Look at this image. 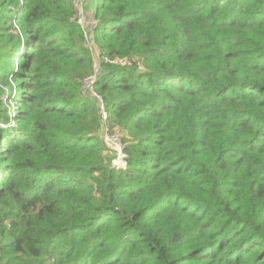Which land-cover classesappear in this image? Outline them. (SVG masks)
<instances>
[{"label":"trees","instance_id":"1","mask_svg":"<svg viewBox=\"0 0 264 264\" xmlns=\"http://www.w3.org/2000/svg\"><path fill=\"white\" fill-rule=\"evenodd\" d=\"M87 1L0 0V264H264V0Z\"/></svg>","mask_w":264,"mask_h":264},{"label":"built area","instance_id":"2","mask_svg":"<svg viewBox=\"0 0 264 264\" xmlns=\"http://www.w3.org/2000/svg\"><path fill=\"white\" fill-rule=\"evenodd\" d=\"M75 3H76V1H75ZM75 9H76V18H77V22H78L81 14H79V11L76 8V5H75ZM82 14H83L82 15V21L78 22L79 25L83 24L85 21V11H83ZM92 48H93V45L91 43L89 50L93 54V60L95 63L94 50ZM121 64H124V63H121ZM97 76H98V67L96 65L95 70H94V74L91 77H89L88 79H86L85 81H83V89L89 93L90 97L94 100L95 105L97 107L99 117H100L99 137L102 139L104 145L110 151V154L112 157V160L109 163L110 169H112V170H125L127 167V162H126V154L124 152L125 143L122 140L123 139V133L118 128L114 129L112 131L109 130V127L107 125V111H106L105 105H104L101 97L93 89L95 78Z\"/></svg>","mask_w":264,"mask_h":264},{"label":"rangeland","instance_id":"3","mask_svg":"<svg viewBox=\"0 0 264 264\" xmlns=\"http://www.w3.org/2000/svg\"><path fill=\"white\" fill-rule=\"evenodd\" d=\"M76 1V3H75V5H76V8L78 9V11H79V14H81L80 15V18H79V20H78V22H80V21H82V13H83V11H85V2L87 3L88 1H86L85 0V2H84V0H75ZM86 12V11H85ZM86 15V14H85ZM89 21H90V19H89ZM95 22H93V24H94ZM81 26L85 29V27L87 26V21H86V16H85V21H84V23L83 24H81ZM90 30V29H89ZM90 37V33H89V31L88 32H86L85 31V39H86V41L84 42V46L87 48V49H89V47L91 46V43H90V41L88 40V38ZM93 50H94V52H95V54H97V51H96V48L95 47H93L92 48ZM94 54V57H95V59H96V56L97 55H95ZM93 62H94V60H93ZM95 64H96V62H95ZM97 66H98V64H96ZM95 65V66H96ZM6 97H4V102L6 101V99H5Z\"/></svg>","mask_w":264,"mask_h":264},{"label":"crops","instance_id":"4","mask_svg":"<svg viewBox=\"0 0 264 264\" xmlns=\"http://www.w3.org/2000/svg\"><path fill=\"white\" fill-rule=\"evenodd\" d=\"M86 1H87V0H86ZM84 2H85V0H84ZM84 4H85V11H87V12L90 11V10H91V7H88V2H87V3L85 2ZM85 14H86V15H85L86 18H89V17H88L89 15H88L86 12H85Z\"/></svg>","mask_w":264,"mask_h":264}]
</instances>
